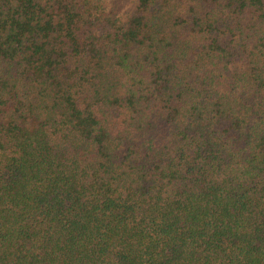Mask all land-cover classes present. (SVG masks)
Segmentation results:
<instances>
[{
  "label": "trees",
  "instance_id": "1",
  "mask_svg": "<svg viewBox=\"0 0 264 264\" xmlns=\"http://www.w3.org/2000/svg\"><path fill=\"white\" fill-rule=\"evenodd\" d=\"M0 0V264H264V0Z\"/></svg>",
  "mask_w": 264,
  "mask_h": 264
},
{
  "label": "rangeland",
  "instance_id": "2",
  "mask_svg": "<svg viewBox=\"0 0 264 264\" xmlns=\"http://www.w3.org/2000/svg\"><path fill=\"white\" fill-rule=\"evenodd\" d=\"M107 4L115 11L121 14H125L132 7L130 0H107Z\"/></svg>",
  "mask_w": 264,
  "mask_h": 264
}]
</instances>
